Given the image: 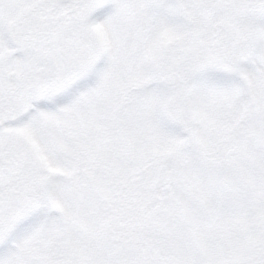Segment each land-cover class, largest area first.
<instances>
[{"label": "snow or ice", "instance_id": "obj_1", "mask_svg": "<svg viewBox=\"0 0 264 264\" xmlns=\"http://www.w3.org/2000/svg\"><path fill=\"white\" fill-rule=\"evenodd\" d=\"M0 264H264V0H0Z\"/></svg>", "mask_w": 264, "mask_h": 264}]
</instances>
